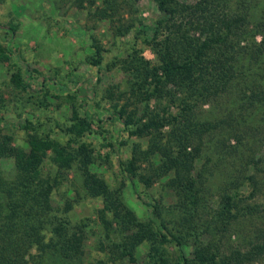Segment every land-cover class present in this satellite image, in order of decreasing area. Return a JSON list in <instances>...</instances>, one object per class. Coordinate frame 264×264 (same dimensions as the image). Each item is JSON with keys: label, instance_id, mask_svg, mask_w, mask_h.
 Masks as SVG:
<instances>
[{"label": "trees", "instance_id": "obj_1", "mask_svg": "<svg viewBox=\"0 0 264 264\" xmlns=\"http://www.w3.org/2000/svg\"><path fill=\"white\" fill-rule=\"evenodd\" d=\"M138 1L124 3L128 19L120 14V0L72 1L110 24L112 49L90 34L85 63L98 72L122 71L124 82L106 89L100 100L95 86L82 98L77 88L69 91L75 94L70 93V118L54 120L51 129L44 128L49 119L26 116L21 130L27 150L11 146L8 135L0 137V160L12 165L9 175L0 166V264H83L90 224L69 220L71 202L62 212L53 203L68 170H75L87 197L102 203L97 250L105 260L96 264H124L127 258L135 264L139 247L146 251L142 264L264 263V204L255 202L264 198V0H149L158 14L150 35ZM139 43L154 61L143 57ZM0 60H9L7 50L0 51ZM36 75L34 88L32 74L17 67L10 83L27 97L43 98L35 103L43 112L49 85H66L57 71ZM95 81H100L96 74ZM90 103L96 110L108 105L107 114H88ZM108 122H117L127 137L120 147L133 138L148 139L144 148L135 143L128 159L118 157L115 187L93 170L101 162L111 164L114 146L87 139L104 134ZM105 148L110 152L101 155ZM45 161L52 172H44ZM162 178L176 199L174 231L156 204L153 218L142 222L121 198V189L134 179L150 188Z\"/></svg>", "mask_w": 264, "mask_h": 264}, {"label": "rangeland", "instance_id": "obj_2", "mask_svg": "<svg viewBox=\"0 0 264 264\" xmlns=\"http://www.w3.org/2000/svg\"><path fill=\"white\" fill-rule=\"evenodd\" d=\"M73 0H0V51H8L9 60H0V137L10 136L12 138L11 146H21L27 150L28 146L25 142V136L21 130V124L26 116L35 121L37 119L48 120L44 128L51 129L55 125L54 120L59 123L70 118L73 102L71 97L75 94L69 91L73 89L78 91V97L82 98L87 95L88 91L96 88L97 100L103 96V93L109 87L124 82L122 71L118 72L113 69L110 72L101 70L95 71L94 68H89L85 63V55L89 53L90 40L88 36L93 34L100 39L106 49H112V38L109 31L108 21H97L93 16H90L88 8L79 9L72 3ZM128 0L119 2L122 5L123 19L129 18V9L126 3ZM186 3H194L197 0H181ZM98 3L96 4V6ZM137 8L140 10L143 20V28L151 34L152 21L158 16L156 7L152 1L139 0ZM14 30V31H13ZM130 36V35H129ZM128 36V37H129ZM128 37L121 39V49H125ZM138 47H144L139 43ZM143 57L149 61H154L155 57L152 51L144 47ZM6 53V52H5ZM111 56V55H110ZM21 67L27 69L32 74V85L36 88L37 72L53 75L54 72L60 74V80L65 82L64 87L57 85H49L51 95L46 96V110L40 108L38 104L44 100L38 95L27 97V94L20 92L10 83L11 74ZM74 69V75L71 82L66 81L65 77L71 69ZM96 77L99 82L96 83ZM79 87V89H78ZM72 93V95L70 94ZM29 94V93H28ZM91 102V101H90ZM86 107L88 114H95L98 117L107 114V107L103 110H96L92 105ZM122 104V103H121ZM137 104L139 111L142 110V105ZM204 109H207L205 107ZM175 112V110H172ZM99 114V115H98ZM108 122L104 125V134L89 136L88 141L97 139L100 144L105 145L110 142L114 148L110 154L111 164L101 162L99 167L95 166L93 170L102 176L111 187H115L119 180L118 175V157L126 160L130 157L132 147L135 143H139L143 148L147 145V138L130 139L128 143L120 147L118 144L126 135L121 133L117 124ZM95 126L93 129H97ZM54 129H56L54 127ZM96 140V141H97ZM100 154L105 155L110 152L109 149H100ZM154 165L160 163L159 157L152 158ZM2 170L8 175L12 171V165L6 159L0 160ZM43 170L46 173L52 172L53 167L48 161H45ZM145 165L141 168L144 169ZM67 180L63 186L53 194L54 206H58L62 212L63 206L67 203L72 204V210L67 214L70 221L73 223H89L90 229L86 234L83 242L82 263L96 264L98 261H104V255L97 250L99 246V221L97 219V211L102 208V203L99 199H91L87 197L82 190V185L76 181L77 174L75 170L66 171ZM79 177V176H78ZM165 179L162 178L156 181L152 187L145 188L138 180H133V185L127 184L121 189V198L125 206L142 222H148L153 217L151 216V206L157 205L160 209L163 219L169 231H174L173 221L178 220L176 212L171 209L176 203L173 193L166 188ZM74 198L76 203L73 202ZM211 205L214 199L213 195L208 196ZM264 198H257L255 202L261 204ZM61 214V213H60ZM115 227L112 231L111 238L117 239L118 234ZM237 239L231 240V245H236ZM228 244H230L228 242ZM192 243L189 247L184 248L185 256L189 259L192 255ZM171 253L175 251L169 248ZM146 251L139 247L136 252L135 264L146 262ZM124 264H132L128 258ZM134 264V263H133ZM264 264V263H260Z\"/></svg>", "mask_w": 264, "mask_h": 264}]
</instances>
